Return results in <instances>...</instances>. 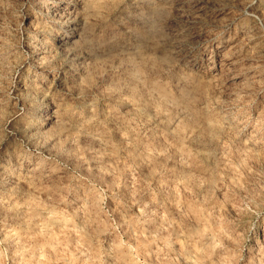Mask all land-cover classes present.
Instances as JSON below:
<instances>
[{
  "label": "clouds",
  "instance_id": "1",
  "mask_svg": "<svg viewBox=\"0 0 264 264\" xmlns=\"http://www.w3.org/2000/svg\"><path fill=\"white\" fill-rule=\"evenodd\" d=\"M51 2L0 0V145L15 121L53 153L19 157L30 192L0 221V264H264V0H73L78 78L59 94L30 47Z\"/></svg>",
  "mask_w": 264,
  "mask_h": 264
},
{
  "label": "rangeland",
  "instance_id": "2",
  "mask_svg": "<svg viewBox=\"0 0 264 264\" xmlns=\"http://www.w3.org/2000/svg\"><path fill=\"white\" fill-rule=\"evenodd\" d=\"M198 7L200 11L197 15H202L205 4L201 3ZM78 12L79 6L73 0H53L47 8L48 15L44 22L45 31L39 36H33L32 38L30 44L31 55L35 57L37 64L42 66L37 72L41 80V84L37 86H43L49 92L55 91L59 94L70 91L73 81H76L78 78L77 74L68 67L69 61L78 59L72 53L74 47L80 43V38L84 35L83 17L78 15ZM35 21V16L25 18L24 27L29 28ZM37 27H39L38 24ZM131 30V28L128 29V31ZM121 36H123V32H121ZM61 57L63 58L61 59ZM213 58L216 62V68L219 69L222 63L219 53L214 52ZM204 59L207 60L208 58L206 57ZM57 60H59V63H57ZM72 67L74 68L75 64ZM206 70L208 69L206 68ZM92 71L94 73L99 72L103 76L105 74L103 62L96 63ZM109 80H111V77H109ZM18 87L24 90L27 84L21 83L18 84ZM105 88L107 89V94L111 95L113 89L109 85H105ZM94 100L99 101V97L94 96ZM44 102L46 104L45 112L49 114L50 119L54 120L58 108L56 98L51 95H46ZM101 107L107 108V105H101ZM129 108L130 105H120V112H127ZM108 114L111 115V112ZM103 118L101 117V119ZM14 125L15 121L8 125L7 139L3 145H0V174H3V179H0V200L9 202L8 205L0 206V221H5L8 225H13L16 222V213L8 211V207L12 203L11 198L13 195H25L30 192L28 184L24 183L23 179L19 177V173L21 171L26 173L29 167L27 162L21 165L19 158L21 153L25 150L29 153L35 152L36 156L33 158L32 163L36 164L38 161L45 162L46 166L48 157L53 154L51 150L44 151L31 140L25 139ZM57 159L62 164H68L69 168L77 166L74 158H62L58 156ZM88 167V165H84L79 169L82 176L87 175ZM92 167L94 168L95 165L93 164ZM42 198L44 197L42 196ZM259 232L262 242H264V228L259 229ZM250 244L252 246L256 245L254 237L250 240ZM69 251H72L71 246ZM77 264H79L78 261Z\"/></svg>",
  "mask_w": 264,
  "mask_h": 264
}]
</instances>
